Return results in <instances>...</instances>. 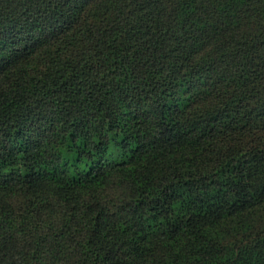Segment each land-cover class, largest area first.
<instances>
[{"label":"trees","instance_id":"16d2710c","mask_svg":"<svg viewBox=\"0 0 264 264\" xmlns=\"http://www.w3.org/2000/svg\"><path fill=\"white\" fill-rule=\"evenodd\" d=\"M0 264H264V0H0Z\"/></svg>","mask_w":264,"mask_h":264}]
</instances>
